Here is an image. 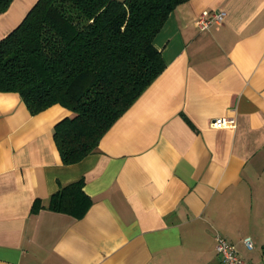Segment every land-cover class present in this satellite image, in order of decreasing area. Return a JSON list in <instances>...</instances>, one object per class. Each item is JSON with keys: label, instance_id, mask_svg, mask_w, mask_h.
<instances>
[{"label": "crops", "instance_id": "crops-1", "mask_svg": "<svg viewBox=\"0 0 264 264\" xmlns=\"http://www.w3.org/2000/svg\"><path fill=\"white\" fill-rule=\"evenodd\" d=\"M36 2L0 11V39ZM204 10L225 19L202 30ZM154 44L165 69L77 163L53 133L68 108L0 91V264H222L218 233L264 264V0H188ZM223 115L236 127L211 126ZM79 178L84 216L49 209Z\"/></svg>", "mask_w": 264, "mask_h": 264}, {"label": "trees", "instance_id": "trees-1", "mask_svg": "<svg viewBox=\"0 0 264 264\" xmlns=\"http://www.w3.org/2000/svg\"><path fill=\"white\" fill-rule=\"evenodd\" d=\"M12 1L0 0V11ZM187 1L37 0L0 39V91L18 92L33 114L68 108L53 133L63 163H77L165 69L154 39ZM84 182L61 186L49 209L84 216L92 204ZM39 208L37 200L31 210Z\"/></svg>", "mask_w": 264, "mask_h": 264}, {"label": "built area", "instance_id": "built-area-1", "mask_svg": "<svg viewBox=\"0 0 264 264\" xmlns=\"http://www.w3.org/2000/svg\"><path fill=\"white\" fill-rule=\"evenodd\" d=\"M225 19V13L220 10H204L196 19V26L200 29H208L215 24L222 23ZM236 122L233 118L220 116L213 120L212 125L216 128L236 127ZM216 250L220 257L222 264H246V260L241 255L237 245L228 240L225 236L218 233L216 235ZM244 244L248 249L254 248V242L251 236L243 238Z\"/></svg>", "mask_w": 264, "mask_h": 264}]
</instances>
